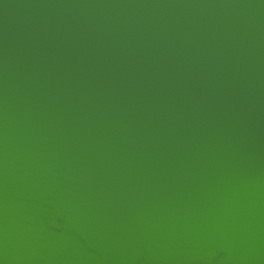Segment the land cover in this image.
<instances>
[{
	"label": "water",
	"instance_id": "obj_1",
	"mask_svg": "<svg viewBox=\"0 0 264 264\" xmlns=\"http://www.w3.org/2000/svg\"><path fill=\"white\" fill-rule=\"evenodd\" d=\"M0 264H264V0H0Z\"/></svg>",
	"mask_w": 264,
	"mask_h": 264
}]
</instances>
